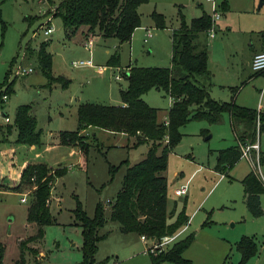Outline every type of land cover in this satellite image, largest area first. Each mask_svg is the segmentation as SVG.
I'll return each mask as SVG.
<instances>
[{
    "label": "rangeland",
    "instance_id": "1",
    "mask_svg": "<svg viewBox=\"0 0 264 264\" xmlns=\"http://www.w3.org/2000/svg\"><path fill=\"white\" fill-rule=\"evenodd\" d=\"M59 1L0 0V90L10 84L6 110L11 124H14L12 113L17 100H24L38 113L39 126H44L46 112L54 114L60 104L69 117L67 121H73L70 126L76 128L69 114L71 105H65L60 83L55 81L49 86L41 71L36 56L40 41H48L52 73L62 75L60 72H64L71 78L66 90L74 91L83 101L116 104L120 102L119 89L127 84V79L125 76L117 79L115 75L123 74L130 65L169 66L171 33L180 25V13L189 22L203 11H212L208 0H147L139 7L141 25L134 29L130 42L119 45L116 37L94 38L92 32L85 38L93 41V48H89L82 40L65 36L60 18L53 17L55 4ZM215 1L219 4L223 0ZM227 1L229 6L225 10L218 5L221 15L216 24L220 29L207 41L208 66L214 73L211 95L220 100H231L233 95L237 104L258 109L261 103L264 109V94L260 95L264 75H251L250 57L252 45L264 38V1L261 4L260 0ZM153 10L164 15L165 26L155 25L151 15ZM49 25L53 26V31L45 35L43 30ZM148 28L150 36L147 35ZM27 47L32 49L31 52H25ZM117 48L121 65L110 66L106 60ZM262 49L264 45L257 51ZM89 58L94 63L91 67L73 63ZM19 64L31 65L34 69L17 75L15 70ZM235 86L237 91L232 92L231 88ZM144 98L162 108L158 110L159 115H164V108L170 104L169 96L154 88L148 90ZM2 124L0 140L4 136L10 137L8 123ZM50 125L55 127V120ZM180 130L182 136L168 153L162 174L167 179V209L177 203L188 215L187 223L175 231L178 232L175 240L193 235L182 256L190 261L189 264H238L240 252L236 242L243 235H251L258 244V251L245 264H264V214L255 217L249 213L239 180L251 169L250 163L241 156L223 175L214 168L218 149L236 143L228 113L224 112L216 122L191 119ZM207 135L210 136L206 138ZM258 142L264 151V134L259 136ZM131 143V138L127 143L117 134L90 139L86 169L73 166L54 181L51 189L54 194L49 204L54 220L44 226L41 239L26 242L22 264L79 263L82 259V228L74 216L77 200L89 216L94 215L98 202L104 206L105 222L98 229L99 234L104 235L97 241L96 261L151 264V253L147 249L150 243L157 241L147 236L143 241L141 234L135 231H121L119 222L110 217L108 200L113 199L121 187L127 163L140 160L148 149L146 143ZM182 184L186 191L175 194V188ZM31 188L30 184L23 185L20 190L0 188V240L4 244L0 264H19V240L36 232L37 224L29 223L26 218ZM261 201L264 207V191ZM29 247H35L37 252H32ZM155 249L159 251L158 247ZM160 264L180 263L164 260Z\"/></svg>",
    "mask_w": 264,
    "mask_h": 264
},
{
    "label": "trees",
    "instance_id": "2",
    "mask_svg": "<svg viewBox=\"0 0 264 264\" xmlns=\"http://www.w3.org/2000/svg\"><path fill=\"white\" fill-rule=\"evenodd\" d=\"M147 0H60L54 7V16L61 20L67 38L75 35L81 26L102 37H116L119 43L128 41L133 30L140 25L139 5ZM220 7L228 8L223 0ZM156 26H165L164 15L156 10L151 12ZM211 25L210 14L203 11L186 22L180 13V25L171 33V63L169 66L130 65L124 73L127 84L120 88L119 103H100L83 101L76 109L77 125L75 129L58 131L61 143L78 146L81 162H87V151L90 139L88 132L82 130L88 126L124 132L132 139V145L146 143L148 149L140 160L127 163L121 187L114 198L109 200L110 217L119 222L123 232L135 231L150 237L160 238L165 234L175 233L188 221V215L182 208L167 209V179L162 171L166 168L168 153L180 140V127L191 119H204L208 122L218 121L224 112L229 115L230 125L236 143L220 148L214 165L215 170L225 172L242 156V146L258 142L264 134V109H254L237 104L231 100H220L211 96V71L207 65L208 46L202 34H207ZM48 41L42 40L36 48V56L41 71L49 85L58 81L65 88L70 78L52 73V54L47 49ZM31 48H26L27 53ZM106 63L111 66L120 65L118 48L109 55ZM253 73H259L254 72ZM261 74V73H260ZM8 74L5 76L7 81ZM150 88H156L170 96L172 103L164 119L159 118V108L149 104L143 94ZM237 86L231 91H237ZM10 84L0 90V107L6 101ZM30 103L18 104L14 114L17 128L16 142L26 144L41 143V128L37 125L36 116L32 113ZM97 140V139H96ZM259 143V142H258ZM254 152L255 149H252ZM260 159L264 161V151L259 148ZM66 166L52 167L45 162H28L21 169L20 177L15 183L5 186L20 190L23 185H31L30 200L27 206V221L37 224L36 232L19 240L21 249L19 264L24 262L23 252L26 242L41 239L44 226L53 222L49 209V197L55 179L63 175ZM244 202L253 216L261 215L264 210L260 202V194L264 191L261 181L252 169L241 179ZM74 216L78 219L82 231V259L78 264H106L105 260L96 261L97 241L104 235L98 229L104 224V206L96 204L93 216L87 215L82 203L77 200ZM172 218V219H171ZM192 234L171 242L165 249L150 254L151 264H160L164 260L189 264L182 256V251L192 240ZM264 242V241H263ZM240 252L238 264L258 251V244L251 235H243L236 242ZM29 249L36 253L35 247ZM4 252V244L0 240V257Z\"/></svg>",
    "mask_w": 264,
    "mask_h": 264
},
{
    "label": "crops",
    "instance_id": "3",
    "mask_svg": "<svg viewBox=\"0 0 264 264\" xmlns=\"http://www.w3.org/2000/svg\"><path fill=\"white\" fill-rule=\"evenodd\" d=\"M225 1L227 2V5L229 6L228 1L227 0H225ZM140 5H139V7H140ZM219 5H220V3H219ZM53 17H55V16L53 15ZM219 29H220L219 28V24H217L216 32ZM88 33H92V31H89L87 26H81L76 31L75 35L72 36V37L77 38L79 41L82 40L81 42H83V44H86V42H85L86 39L85 38L88 37L87 36ZM132 34H133V32H132ZM132 34H131V37H132ZM93 35H94V38H97L98 36L101 37L97 33H93ZM131 37L128 40V42H130ZM210 37L211 36H208V34H205V33L200 36L201 39H204V38L206 39V43H207V41H208V39ZM124 42H126V41H124ZM251 43L253 44V42H251ZM118 44L120 45L121 43H118ZM263 45H264V38H263V40L261 42H258L257 45H254V44L252 45L251 51H250V57H251V59H252V56H253L254 52H256L257 50H259ZM207 46H208V43H207ZM91 48H93V45H92ZM51 54H52V52H51ZM208 58H209V47H208ZM208 58H207V65H208ZM92 63H93V61H92ZM83 65H86V66H90L91 67V66L94 65V63H93V65H89V64H83ZM116 67H118V66H116ZM98 68L99 67H97V69ZM208 68H209V66H208ZM209 70L211 71L210 79L207 80L204 77H200V80L202 82H205V83H207V82L210 81L211 84H210V87H209V92L211 94V90H212V87H213V84H214L213 83L214 73H212V70L210 68H209ZM60 74L66 76V77L69 76V75H67L64 72H60ZM256 74H260V73H256ZM256 74L255 73H252L251 75L254 76ZM68 78H70V77H68ZM51 85H49V86H51ZM121 87H124V86H121ZM67 88L68 87H65V88L62 87L63 92L65 94V101H64V103H65V105H69V106L71 105V107H70L71 109L69 111V114H70V117L71 116L73 117V120H74L73 127L75 128L76 125H77V119H76V109H77V105H78V103L83 102V100H81V97L79 95H78V97L75 96L74 91L70 92V91L66 90ZM154 89L156 91H158V92H162L159 89H156V88H154ZM119 93H120V89H119ZM144 94H143V97H144ZM231 97H232V95H231ZM169 98H170V96H169ZM171 101H172V99L170 98V104H169V106L172 103ZM8 103H9V101L6 100L2 104V107L1 108H2L3 113L4 114H7L10 117V115L8 114V112L6 110ZM21 103H27V102H24V100H17L15 109H14V111L12 113L13 115L15 114V110H16L17 105L18 104H21ZM151 105H153V104H151ZM169 106L167 108H164V110H165V114L164 115H161V114L159 115V118L160 119H164L165 118ZM62 109H61L60 104H59V110H57V112H55L54 114H51L50 111L46 112V115H47L46 116V120H43V122H42V124H44V126H39L38 125L39 115H38L37 112L34 111V109L32 107L31 110H32V113L36 116L37 125L42 130V132H41L42 133L41 134V140L42 141H41L40 144H26V143L16 142L15 139H16L17 128H16V126L14 124L9 123L11 119L9 121H4L3 119L0 120V127H2V125H3L2 123H4V122L8 123L7 124V125H9L8 131L10 133L9 134L10 137L9 136H6V137L4 136L0 140V181H1L0 188H8V187L5 186V183L6 184L7 183L8 184L9 183L10 184L15 183L14 181L18 180L19 177H20L21 169L28 162H45L46 164H48V165H50L52 167H56L58 165L66 166L67 167V170L66 171H68V169H70L73 166H79L81 168L86 169L87 162H81V159L82 158H81V154H80V150H79L78 146H76L74 144L61 143L59 141V138H58V131L59 130H62V129H73L70 126V123H72L73 121L72 122H71V120L70 121H67V118H69V117L66 116L65 111L62 110ZM160 109L162 110V108H159V110ZM54 120H55V125H56L55 127L52 126V125H50ZM82 131L88 132V134L90 136L91 135L92 136H95L96 139H98L99 136H104V135L105 136H108L110 134L111 135H116L117 134V135L121 136V138H123V140H126L127 143H130V138L124 132H114V131L107 130V129H103V128H99V127H96V126H88L86 129H84ZM209 136L210 135H207L206 138H208ZM259 148H260V144H259ZM245 174H243L242 177ZM221 175H223V172H221ZM58 177H60V176H58ZM242 177H240L239 180ZM57 178L55 180H57ZM3 182H5V183H3ZM2 186H4V187H2ZM53 194L54 193L51 190V194H50V197H49V204H50V201H51V198H52V195ZM261 194H260V202H261V205H262ZM243 195H244V193H243ZM175 204H176V208H178L177 203H175ZM262 208L264 210L263 205H262ZM262 214H264V212ZM255 217H257V216H255ZM29 223H32V222H29ZM177 233L178 232H176V234Z\"/></svg>",
    "mask_w": 264,
    "mask_h": 264
},
{
    "label": "built area",
    "instance_id": "4",
    "mask_svg": "<svg viewBox=\"0 0 264 264\" xmlns=\"http://www.w3.org/2000/svg\"><path fill=\"white\" fill-rule=\"evenodd\" d=\"M208 1L211 2L212 11L209 13L211 17V25L208 29L207 34L208 36H214L216 33V27H217L216 20L220 17L221 13H220V10L218 9L219 4H216L215 0H208ZM52 31H53L52 25L45 27L43 30L45 35H49V33ZM147 35L148 36L151 35V31L149 30V28L147 29ZM144 40H146V38H144ZM92 42L93 41L91 38L87 39L86 46H88L89 48L92 47ZM73 63L75 65H83V64L93 65L91 58L86 59V60L85 59L74 60ZM251 68L254 72H259L264 75V49L257 51L253 54L252 59H251ZM33 69L34 68L31 65L19 64L17 69L15 70V74L24 75V74L31 72ZM125 72L126 71H124L123 74L119 73L115 75V77L117 79H120L122 76H124ZM263 94H264V85L260 89V95H263ZM2 97L3 99L6 100L7 94L3 93ZM260 109H262L261 103L259 104L258 110ZM1 119H3L4 121H9L10 117L7 114H4L2 111V108L0 107V120ZM252 149H255V151L253 152ZM242 156L248 160V162L251 165V169L254 171V173L256 174V176L261 181V184L264 187V161H261L260 159L259 143L255 142L252 144H247L245 146H242ZM185 191H186L185 184L180 185L174 190L175 194H182ZM24 199L25 198L23 197L22 200ZM146 236H147L146 234H141L140 237L143 241H145ZM147 237H149L153 241H157L152 244L150 243L147 249L150 251V253L156 254L160 252L161 250L165 249L171 242H173L176 239V233L165 234V235H162L160 238H155V237H150V236H147ZM154 247H158L159 251H156V249L154 250ZM111 264H119V263L117 261L116 262L113 261Z\"/></svg>",
    "mask_w": 264,
    "mask_h": 264
},
{
    "label": "water",
    "instance_id": "5",
    "mask_svg": "<svg viewBox=\"0 0 264 264\" xmlns=\"http://www.w3.org/2000/svg\"><path fill=\"white\" fill-rule=\"evenodd\" d=\"M263 2V0H260L259 4H261Z\"/></svg>",
    "mask_w": 264,
    "mask_h": 264
}]
</instances>
